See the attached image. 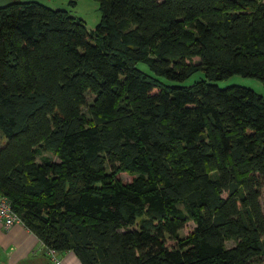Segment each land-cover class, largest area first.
<instances>
[{"label":"trees","instance_id":"obj_1","mask_svg":"<svg viewBox=\"0 0 264 264\" xmlns=\"http://www.w3.org/2000/svg\"><path fill=\"white\" fill-rule=\"evenodd\" d=\"M97 1L0 8V192L82 264H264V96L211 82L264 85V0Z\"/></svg>","mask_w":264,"mask_h":264},{"label":"crops","instance_id":"obj_2","mask_svg":"<svg viewBox=\"0 0 264 264\" xmlns=\"http://www.w3.org/2000/svg\"><path fill=\"white\" fill-rule=\"evenodd\" d=\"M51 3H67V10L79 9L78 0H40ZM85 1V0H84ZM72 12V11H71ZM62 264H82L71 250L58 251ZM0 264H54L46 253V245L38 236L21 223L5 228L0 222Z\"/></svg>","mask_w":264,"mask_h":264},{"label":"rangeland","instance_id":"obj_3","mask_svg":"<svg viewBox=\"0 0 264 264\" xmlns=\"http://www.w3.org/2000/svg\"><path fill=\"white\" fill-rule=\"evenodd\" d=\"M45 3V2H44ZM47 5L53 7V8H65L67 9V3H51V2H47ZM78 5H79V9H76V11L74 12L73 10H69L71 14L81 17L84 19L85 24L87 29L90 31L92 30L95 25L98 23L99 19H100V10H99V5H98V1L97 0H78ZM137 66L143 70L144 72H147L149 74H153L148 66L143 63V62H139L137 64ZM163 82L166 83H175V84H182V85H190L192 84L194 81L199 80V79H203L204 78V73L203 71H196L193 74H191L187 79H185L184 81H174V80H170L164 77H159ZM214 82L216 84H218L221 87L224 86H228V85H242L248 88L253 89L255 92L262 94L264 96V85L263 82L254 76H246V75H242L239 73H235V74H231L225 78L219 79V80H215V81H211ZM87 98L89 100H91L93 98L92 94H88ZM2 138L0 136V142H1ZM4 142V139H3ZM121 178H123L124 180H129L131 178V176L126 175V174H121ZM260 203H261V207H262V211L264 213V187L261 188V196H260ZM193 226L192 222H188L183 229L180 230V235L184 236L187 231ZM171 242V241H170ZM232 241L228 240L227 241V245H231Z\"/></svg>","mask_w":264,"mask_h":264},{"label":"built area","instance_id":"obj_4","mask_svg":"<svg viewBox=\"0 0 264 264\" xmlns=\"http://www.w3.org/2000/svg\"><path fill=\"white\" fill-rule=\"evenodd\" d=\"M0 222L5 228L10 227L14 223H22L18 213L12 208L10 199L0 192ZM46 253L54 264H62V261L57 257V250L51 247H46Z\"/></svg>","mask_w":264,"mask_h":264},{"label":"water","instance_id":"obj_5","mask_svg":"<svg viewBox=\"0 0 264 264\" xmlns=\"http://www.w3.org/2000/svg\"><path fill=\"white\" fill-rule=\"evenodd\" d=\"M13 1H15V0H0V8L9 5Z\"/></svg>","mask_w":264,"mask_h":264}]
</instances>
